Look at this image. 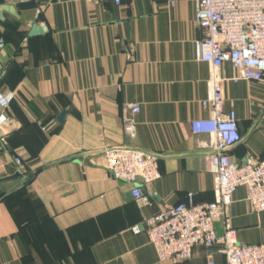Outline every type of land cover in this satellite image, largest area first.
Segmentation results:
<instances>
[{
	"label": "crops",
	"instance_id": "crops-1",
	"mask_svg": "<svg viewBox=\"0 0 264 264\" xmlns=\"http://www.w3.org/2000/svg\"><path fill=\"white\" fill-rule=\"evenodd\" d=\"M195 1L0 0V89L16 94L0 138V264H169L132 227L189 193L196 203L214 200L209 137L191 127L210 117L200 103L209 65L195 59ZM35 24L45 31L31 35ZM223 70L234 74L230 63ZM223 88L242 134L231 156L264 158V81ZM129 103L141 105L133 138L122 126ZM112 147L159 156L161 177L142 186L148 205L104 168L102 152ZM246 196L238 188L230 221L240 243H264V212ZM215 225L221 236L222 221ZM221 249L195 247L180 264L209 255L226 264Z\"/></svg>",
	"mask_w": 264,
	"mask_h": 264
},
{
	"label": "built area",
	"instance_id": "built-area-1",
	"mask_svg": "<svg viewBox=\"0 0 264 264\" xmlns=\"http://www.w3.org/2000/svg\"><path fill=\"white\" fill-rule=\"evenodd\" d=\"M28 1V0H23ZM121 5L123 0H112ZM163 2L169 8L176 0H152ZM195 21L202 30V37L195 42V59L209 65L207 96L200 101L209 109L210 117L191 121L194 134L207 135L208 170L214 178V200L196 203L194 194L187 195L186 202L171 205L132 227L134 233L146 231L155 248L160 263L180 264L189 261L195 247L210 248L221 245L226 264H264V243H240L233 227L229 209L234 203L238 188L245 187L246 201L255 213L264 212V158H246L245 164L234 161L230 150L242 140L236 111H225L226 81H264V0H196ZM4 43H0V49ZM230 63L233 76L227 77L223 67ZM16 99L13 91L0 89V138L9 123L8 110ZM139 103H129L123 109L122 126L131 138L137 133ZM104 168L124 183L131 184L132 194L141 205H148L150 197L143 194L142 186L161 177L159 156L153 152L128 147H112L103 150ZM21 177L27 175L20 157H14ZM221 220L220 236L216 221ZM205 264H217L213 255Z\"/></svg>",
	"mask_w": 264,
	"mask_h": 264
},
{
	"label": "water",
	"instance_id": "water-1",
	"mask_svg": "<svg viewBox=\"0 0 264 264\" xmlns=\"http://www.w3.org/2000/svg\"><path fill=\"white\" fill-rule=\"evenodd\" d=\"M0 16H1V13H0ZM45 31V29L43 27H39L37 24L33 25L32 27V30H31V35H36V34H39L41 32ZM67 111H63L59 117H58V121L60 123H64V120H65V115H66Z\"/></svg>",
	"mask_w": 264,
	"mask_h": 264
}]
</instances>
